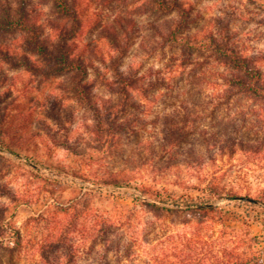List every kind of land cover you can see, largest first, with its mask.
<instances>
[{"label":"rangeland","instance_id":"374dc122","mask_svg":"<svg viewBox=\"0 0 264 264\" xmlns=\"http://www.w3.org/2000/svg\"><path fill=\"white\" fill-rule=\"evenodd\" d=\"M67 1L76 26L53 0H0V16L23 9L47 44L61 24L83 67L54 70L29 31L0 26V138L13 150L0 148V264L263 257L264 96L207 45L237 51L264 90V0Z\"/></svg>","mask_w":264,"mask_h":264},{"label":"trees","instance_id":"16d2710c","mask_svg":"<svg viewBox=\"0 0 264 264\" xmlns=\"http://www.w3.org/2000/svg\"><path fill=\"white\" fill-rule=\"evenodd\" d=\"M55 5L60 9L61 12L67 14L72 21L74 22L76 26V18H77V10L74 5V3H69L67 0H53ZM156 5L160 9H165L166 5L162 0H155ZM26 14L23 9H19L16 16H14L12 13L7 11L6 9L3 10L2 16H0V26L1 27H17L19 29L27 30L31 33V37L26 40V43L30 47L29 49H32L34 53H37L44 57H54V70L58 71H69L72 69H78L82 70L83 67L81 66L79 55L78 54H71L72 48L67 45L68 40H65V36L69 34L66 29L64 30L62 25H52L51 27L58 32H56L57 35V41L52 43H46L44 40L40 38L34 31L33 26L26 20ZM77 22V26H78ZM172 35H174V31H171ZM175 37V36H173ZM207 47L211 48L213 52L216 54L223 56L226 58L227 63L234 69L240 70L246 74V78H242L240 76H236L234 78V83L237 84L239 87L248 89L251 93L254 94H261L264 96V90L258 85V82H256V79L258 77V70L250 65V62L245 59L243 56H240L237 51H235L231 47L222 46L216 42H209ZM23 59L27 60V57L23 56ZM79 89L80 93H83L82 85L77 83L76 85ZM124 91V90H123ZM83 95V94H82ZM4 112H1L0 110V132L2 131V124L4 121L3 118ZM0 148H7L9 151L13 152L10 146H7L3 141L2 138H0ZM100 185L103 186H109L114 189H123L127 187L128 182H119L118 180H110V181H103L100 182ZM235 197V196H231ZM161 203H165L163 200H159ZM173 205L178 206L183 205L184 207H196V208H203V209H212L213 205L211 202L207 201H195V200H187L183 199L180 201L179 204L175 202L176 200H173ZM257 200H254L252 202H256ZM93 228L91 232H93ZM102 231V230H101ZM88 232L89 235H91ZM56 235L59 236L58 239H60L61 234L56 232ZM55 236V235H54ZM55 239V240H58ZM54 240V244L58 241ZM223 255L219 259V264H264V256L261 257L259 253L256 254V252H250L251 254L249 256H242L236 252L230 251V250H223Z\"/></svg>","mask_w":264,"mask_h":264}]
</instances>
